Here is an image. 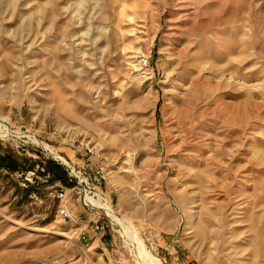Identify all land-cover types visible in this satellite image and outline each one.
Here are the masks:
<instances>
[{
  "label": "rangeland",
  "instance_id": "obj_1",
  "mask_svg": "<svg viewBox=\"0 0 264 264\" xmlns=\"http://www.w3.org/2000/svg\"><path fill=\"white\" fill-rule=\"evenodd\" d=\"M0 125V264H264V0H0Z\"/></svg>",
  "mask_w": 264,
  "mask_h": 264
},
{
  "label": "built area",
  "instance_id": "obj_2",
  "mask_svg": "<svg viewBox=\"0 0 264 264\" xmlns=\"http://www.w3.org/2000/svg\"><path fill=\"white\" fill-rule=\"evenodd\" d=\"M140 63H141V66L143 68H147L149 66L148 57L142 58ZM50 154H52V156H53V154H54L53 151H51ZM57 156L55 155V156H53V158L58 161L59 159L57 158ZM71 163L67 162L64 164H66L68 167L70 180H72L75 183L73 188H75L76 186L80 187V190L78 191V193L81 194L83 204L85 205V207L100 208L98 205H94V203L88 198V196H91L94 200H100L101 201V199L99 198V193L96 191V187L91 188L89 186L88 177L83 172L76 171V169L73 167V165ZM22 174L24 175L25 180L28 182L30 180H32L33 178L38 177V175H41L42 177L45 178V179H43L44 182H47V183L52 182L50 184L49 188L52 189V191L54 192L56 197H58L62 201L67 198L68 188L66 186H64L60 181L53 183V180L48 178V175H47L44 167L39 165L36 169L24 171ZM59 212H60L61 216L68 218V219H72V215L66 209V207H63L61 205ZM104 229H105L104 225H102V224L98 225L97 224V225H95L94 230L95 231H102ZM85 239H86V237H85Z\"/></svg>",
  "mask_w": 264,
  "mask_h": 264
},
{
  "label": "bare ground",
  "instance_id": "obj_3",
  "mask_svg": "<svg viewBox=\"0 0 264 264\" xmlns=\"http://www.w3.org/2000/svg\"><path fill=\"white\" fill-rule=\"evenodd\" d=\"M12 132V134H15V135H18V136H20V134H21V132H18V131H11L10 129H8L7 127H4V126H2L1 127V125H0V135H6V134H8V133H11ZM30 138H32V140L34 141V142H36L35 140H36V138L35 137H33V136H31V135H28ZM29 138V139H30ZM37 143V142H36ZM42 145H44V147H47L45 144H43V143H41ZM91 196H88V198H90ZM92 202H94L96 205H98L100 208H104V209H108V207L106 206V205H104V204H102V203H100V201L99 200H97L96 202L94 201V199H92ZM108 211H110L111 213H112V215L116 218V220L118 221V223H120V225L124 228L123 229V231L127 234V236L129 235L130 237L131 236H134L136 239H138V237H137V234L134 232V230H130V228H129V223L126 221V220H124V219H122V218H119L114 212H113V210H108ZM133 237V238H134ZM129 238V237H128ZM130 240V239H129ZM134 241V240H133ZM138 241V240H137ZM136 242V241H135ZM138 242H140V241H138ZM135 246V245H134ZM138 246V245H137ZM144 246V245H143ZM142 246V247H143ZM142 249V248H141ZM145 250V249H144ZM146 253V252H145ZM142 254V253H141ZM143 256V255H142ZM153 261H154V263L155 264H161V262H160V259H158V258H153Z\"/></svg>",
  "mask_w": 264,
  "mask_h": 264
},
{
  "label": "trees",
  "instance_id": "obj_4",
  "mask_svg": "<svg viewBox=\"0 0 264 264\" xmlns=\"http://www.w3.org/2000/svg\"><path fill=\"white\" fill-rule=\"evenodd\" d=\"M11 167H19V165L11 155H2L0 153V168L12 170Z\"/></svg>",
  "mask_w": 264,
  "mask_h": 264
},
{
  "label": "crops",
  "instance_id": "obj_5",
  "mask_svg": "<svg viewBox=\"0 0 264 264\" xmlns=\"http://www.w3.org/2000/svg\"><path fill=\"white\" fill-rule=\"evenodd\" d=\"M69 156H72V155L69 154ZM16 162H17V164L19 165V167L22 165V164L20 163V162H21L20 160H17V159H16Z\"/></svg>",
  "mask_w": 264,
  "mask_h": 264
}]
</instances>
